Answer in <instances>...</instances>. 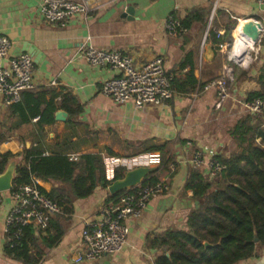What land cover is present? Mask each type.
<instances>
[{"label": "crops", "instance_id": "0c3cea01", "mask_svg": "<svg viewBox=\"0 0 264 264\" xmlns=\"http://www.w3.org/2000/svg\"><path fill=\"white\" fill-rule=\"evenodd\" d=\"M39 4L40 0H0V35L11 44L10 57L31 56L34 86L11 106H5L0 97V135L6 138L0 154L17 156L16 166L22 152L30 148L44 150V156L60 153L70 161L99 155L107 181L117 168L132 170L134 159L157 153L149 152L155 145L168 144L172 160L169 171L159 175L168 191L150 200L140 218L126 221L129 234L120 254L92 262L72 261L84 223L98 216L110 196L107 189L97 188L91 196L74 200L69 215L54 219L62 237L55 247L44 250L37 264H155L164 250L159 238L167 231H186L187 217L195 208L192 192L184 190L194 170L187 161L195 152L207 161L227 158L236 150L229 130L250 115L244 103L249 93L260 90L256 81L264 62V6L255 0H220L209 23L212 0H117L107 4L97 0L86 16H75L62 27L44 23ZM128 8L132 15L126 14ZM193 11L197 16L185 27L186 34L166 33L164 23L169 16L181 23ZM238 20L258 21L263 29L260 42L254 45L258 51L253 58L249 56L252 51L248 53V62H234L229 50L221 51L215 44L218 31L224 43L230 44L231 37L234 44ZM86 45L120 51L137 67L161 58L165 75L178 83L172 88L173 98L162 107L142 110L131 103L114 104L100 94V87L115 73L91 67L82 55ZM243 57L240 53L237 59ZM221 77L226 80L228 98L216 109V90L204 91V87ZM58 112L66 114L64 121L56 119ZM114 158L126 167L108 166ZM196 171L207 178L205 166ZM33 181L44 194L62 187L59 182ZM13 204L11 190L0 193V264H25L7 249L5 220ZM41 237H35L38 245ZM238 264H264V247L257 246L252 258Z\"/></svg>", "mask_w": 264, "mask_h": 264}, {"label": "trees", "instance_id": "16d2710c", "mask_svg": "<svg viewBox=\"0 0 264 264\" xmlns=\"http://www.w3.org/2000/svg\"><path fill=\"white\" fill-rule=\"evenodd\" d=\"M196 16L197 11H193L182 25L190 26ZM228 42L232 44L231 37ZM256 84L260 90L249 93L248 102L254 99L264 102V62ZM171 85L177 87L178 83ZM229 136L236 150L227 158H216L225 170L215 181L203 177L199 171L190 172L184 190L192 192L198 207L188 215L186 231H167L159 238L158 244L164 250L155 264H238L252 258L257 246L264 247V119L261 115H247L234 124ZM5 141V136L0 135V144ZM149 152L159 153L160 165L144 179L142 186L158 183L159 175L169 171L172 160L168 144L155 145ZM16 157L0 154V174ZM123 172L117 168L112 180L107 181L99 155H83L70 161L60 153L44 156V150L30 148L22 152L21 162L16 166L13 188L28 185L34 178L59 182L62 187H53L45 196L57 203L61 214L69 215L74 200L91 196L97 188L107 189L123 177ZM61 237L56 220L49 223L39 245L31 228H24L16 246L7 244L8 253L25 264H37L44 250L55 247Z\"/></svg>", "mask_w": 264, "mask_h": 264}, {"label": "built area", "instance_id": "2783aa9c", "mask_svg": "<svg viewBox=\"0 0 264 264\" xmlns=\"http://www.w3.org/2000/svg\"><path fill=\"white\" fill-rule=\"evenodd\" d=\"M96 1L40 0L39 14L44 23L63 27L75 16H86ZM99 1L107 4L117 0ZM255 2L259 7L264 6V0H255ZM219 4L220 0H212L209 23L218 10ZM238 23L239 20L237 25ZM164 29L170 36L179 37L187 33V29L173 15L166 19ZM262 32L263 29H261V34ZM222 36L221 31L215 34V39L218 41L216 46L221 51L229 50L228 53L232 56L233 44L224 43ZM10 48L9 40L0 35V97L5 106L17 104L23 92L34 88L31 56L21 54L10 57ZM257 51L258 47L256 53ZM82 55L91 67L106 68L115 73V76L103 81L100 87V94L114 104L131 103L136 110H142L162 107L173 98L171 79L164 73L161 58H155L137 67L130 56L120 51L96 49L91 45L83 47ZM212 88L216 90L215 108L219 109L228 98L224 77L208 83L204 91ZM244 108L252 116L264 115V102L260 99L245 102ZM187 164L194 170L205 166L209 180L216 179L225 170V166L214 158L205 161L200 152H195ZM107 165L126 167L122 164V160L115 158L110 159ZM159 165L160 155L158 153L147 154L132 161L133 169L137 167L157 168ZM167 191V184L159 181L153 185H139L114 199L106 200L98 216L84 223L81 244L72 261L74 263L92 262L106 255L120 254L129 234L126 221L140 218L146 211L149 201ZM11 193L14 204L5 220L4 229L9 246L17 245L23 236L24 228H31L34 236L40 238L47 230L49 223L61 214L57 203L47 198L33 180L28 185L12 188Z\"/></svg>", "mask_w": 264, "mask_h": 264}, {"label": "water", "instance_id": "95a60500", "mask_svg": "<svg viewBox=\"0 0 264 264\" xmlns=\"http://www.w3.org/2000/svg\"><path fill=\"white\" fill-rule=\"evenodd\" d=\"M132 8L126 10L127 15H132ZM247 24L241 28L242 35L252 41L254 44L261 39L262 25L254 20H249ZM211 50V48H209ZM66 114L63 112L56 113V119L58 121H64ZM16 169V160H11L6 166L3 173L0 174V193L8 192L13 188L14 172ZM157 168L156 167H137L132 170H127L123 173V177L120 180L114 181L110 186L107 187V192L110 196L116 195L120 192L135 188L142 184L144 179L152 174ZM195 208L198 207V203L195 202ZM256 242V240H255ZM205 247H210L209 244H204ZM169 255H167L168 257Z\"/></svg>", "mask_w": 264, "mask_h": 264}, {"label": "bare ground", "instance_id": "6f19581e", "mask_svg": "<svg viewBox=\"0 0 264 264\" xmlns=\"http://www.w3.org/2000/svg\"><path fill=\"white\" fill-rule=\"evenodd\" d=\"M248 22L250 21L249 20L242 22L239 21L238 25L236 26V30L234 32L236 37H235V42L232 46V57L236 62H248L249 59L248 53L254 50V43L249 39L245 38L241 33V28L244 26V24H247ZM240 53L244 55L242 61H239L237 59Z\"/></svg>", "mask_w": 264, "mask_h": 264}, {"label": "rangeland", "instance_id": "374dc122", "mask_svg": "<svg viewBox=\"0 0 264 264\" xmlns=\"http://www.w3.org/2000/svg\"><path fill=\"white\" fill-rule=\"evenodd\" d=\"M256 50H257V48L255 47L254 48V50L249 54V56H251L252 58L254 57V54H255V52H256ZM216 180V179H215ZM214 180V181H215ZM214 181H212V183L214 182Z\"/></svg>", "mask_w": 264, "mask_h": 264}]
</instances>
